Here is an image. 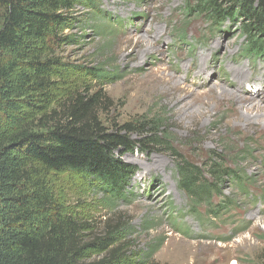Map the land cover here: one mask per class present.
<instances>
[{"label": "rangeland", "instance_id": "obj_1", "mask_svg": "<svg viewBox=\"0 0 264 264\" xmlns=\"http://www.w3.org/2000/svg\"><path fill=\"white\" fill-rule=\"evenodd\" d=\"M196 3L101 0L102 20L80 11L85 26L73 32L78 42L59 55L74 67L117 71L108 74L111 80L88 75L76 84L102 93L106 102L98 117L108 131L163 117L176 153L201 168L211 154H221L227 167L254 181L251 198L226 180L221 192L239 205L217 219L204 205L192 210L169 150L122 158L135 168L122 200L110 203L67 172L51 175L55 196L66 214L87 222L85 235L121 225L128 228V253L155 246L157 264H264V59L241 57L244 43L235 23L213 28L205 17L186 15L185 7ZM169 79L181 94L169 90ZM248 144L252 154L233 158Z\"/></svg>", "mask_w": 264, "mask_h": 264}, {"label": "trees", "instance_id": "obj_2", "mask_svg": "<svg viewBox=\"0 0 264 264\" xmlns=\"http://www.w3.org/2000/svg\"><path fill=\"white\" fill-rule=\"evenodd\" d=\"M100 2L0 0V264H157L155 246L128 253V228L121 225L85 235L87 222L70 217L57 201L53 173L75 175L113 203L124 199L135 173L125 155L169 150L192 210L204 205L217 219L239 205L221 192L226 180L251 198L254 181L227 167L221 154H211L201 168L176 153L163 117L134 119L114 132L103 126L98 114L106 99L76 84L88 75L111 80L108 74L117 71L74 67L59 55L78 42L73 32L85 26L80 11L102 20ZM185 9L213 28L235 23L241 57L264 59V0H197ZM250 146L233 158L245 160Z\"/></svg>", "mask_w": 264, "mask_h": 264}, {"label": "bare ground", "instance_id": "obj_3", "mask_svg": "<svg viewBox=\"0 0 264 264\" xmlns=\"http://www.w3.org/2000/svg\"><path fill=\"white\" fill-rule=\"evenodd\" d=\"M134 47H135V49H137L138 50V52H139V50H140V48H142L143 47V45H142V43L139 41V40H137L135 43H134ZM147 48H151L150 46H148ZM152 49V48H151ZM163 80V79H162ZM164 81V80H163ZM167 82H168V84H169V90L172 92V93H179L180 92V88H179V85L178 86H176V84L175 85H172V84H170L171 82H170V79L169 80H167ZM170 82V83H169ZM179 94H181V92L179 93ZM223 94H224V91L222 90L221 91V93L219 92V96L221 97V96H223ZM212 95V94H211ZM223 98V97H222ZM247 99V98H246ZM176 100V99H175ZM248 100V99H247ZM249 101V100H248ZM251 103V102H250ZM252 106H254L255 108H256V111H258V112H260L261 111V108H259V106H258V104H256V105H252Z\"/></svg>", "mask_w": 264, "mask_h": 264}]
</instances>
